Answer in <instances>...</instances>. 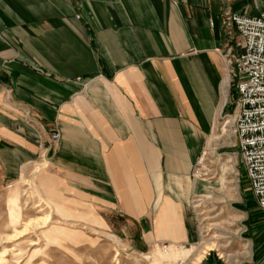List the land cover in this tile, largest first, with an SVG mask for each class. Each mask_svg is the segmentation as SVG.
<instances>
[{
  "label": "crops",
  "instance_id": "1",
  "mask_svg": "<svg viewBox=\"0 0 264 264\" xmlns=\"http://www.w3.org/2000/svg\"><path fill=\"white\" fill-rule=\"evenodd\" d=\"M263 4L0 0V182L33 166L69 210L81 203L114 232L194 244L190 198L204 183L192 170L227 102L225 50L240 41L222 16ZM238 197L247 264H264V213Z\"/></svg>",
  "mask_w": 264,
  "mask_h": 264
},
{
  "label": "rangeland",
  "instance_id": "2",
  "mask_svg": "<svg viewBox=\"0 0 264 264\" xmlns=\"http://www.w3.org/2000/svg\"><path fill=\"white\" fill-rule=\"evenodd\" d=\"M229 83L222 113L233 109L235 93ZM217 117L214 136L202 151L211 160L214 178L202 181L204 188L190 198L198 232L194 244L145 245L131 238L130 232L120 233L116 227L114 232L98 216L79 212L81 203L79 211L69 210L40 184L39 173L31 166L22 182H18L21 178L0 182V264H247L250 250L237 209L239 194L244 205L252 203L251 194L225 117ZM29 191L35 193L34 203L26 204Z\"/></svg>",
  "mask_w": 264,
  "mask_h": 264
},
{
  "label": "built area",
  "instance_id": "3",
  "mask_svg": "<svg viewBox=\"0 0 264 264\" xmlns=\"http://www.w3.org/2000/svg\"><path fill=\"white\" fill-rule=\"evenodd\" d=\"M222 23L233 26L240 41L236 54L225 50L224 61L235 94L233 109L222 113L226 105L223 103L219 115L225 117L232 134L235 154L243 167L249 192L264 213V4L256 15L225 12ZM57 142L58 134L53 132L50 144L55 146ZM213 153L210 157H214ZM207 157L201 153L192 172L202 181L214 178L211 160ZM235 182L238 183L237 178Z\"/></svg>",
  "mask_w": 264,
  "mask_h": 264
},
{
  "label": "bare ground",
  "instance_id": "4",
  "mask_svg": "<svg viewBox=\"0 0 264 264\" xmlns=\"http://www.w3.org/2000/svg\"><path fill=\"white\" fill-rule=\"evenodd\" d=\"M224 65H225V70H226V72H227V76H226V78H225V81L223 82V91H224V97L226 98V96H227V86H228V83H229V75H228V67H227V65H226V62L224 61ZM220 111V110H219ZM219 115V114H218ZM22 182V181H21ZM11 185V183L8 185V187ZM235 190H236V187H235ZM26 200H27V202H25L26 204H31V203H34V193L32 192V191H29L28 193H27V198H26ZM162 246H165V244L164 245H162ZM182 254L181 255H183V253L184 252H181Z\"/></svg>",
  "mask_w": 264,
  "mask_h": 264
}]
</instances>
